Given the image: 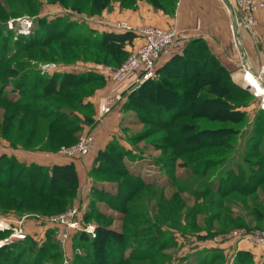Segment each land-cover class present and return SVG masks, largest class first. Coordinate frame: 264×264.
<instances>
[{
	"label": "rangeland",
	"instance_id": "rangeland-1",
	"mask_svg": "<svg viewBox=\"0 0 264 264\" xmlns=\"http://www.w3.org/2000/svg\"><path fill=\"white\" fill-rule=\"evenodd\" d=\"M97 14L100 12L89 15L83 11L66 8L58 2L43 1L38 7L36 16L23 15L20 17L32 19L33 25L34 17L53 18L54 22L49 26L51 32L59 29L58 24L61 23L55 20H60L62 17L65 20L64 23L67 21L71 23V28L67 27L68 31L66 29L63 32L79 34L84 31L83 22L79 19L89 23V20L96 18L94 16ZM11 19L9 18L5 23L6 31L11 30L15 35L30 33V29L28 34L19 32L20 21L13 22L12 27H9L8 22ZM74 24L77 26L72 28ZM2 26L3 24L1 28ZM59 43L54 40L50 45H59ZM64 43L66 48L71 45L70 41ZM132 49L133 47L129 51H124L123 61ZM13 51H17L16 47L11 48V52ZM6 53L4 51L1 57H6ZM30 55L27 58V54L22 51L18 59H29L28 61L32 63L22 61L23 66L20 67L12 62L9 65L6 64V69L13 67L16 71H22L25 67L36 68L41 74L49 76L54 72H68L72 69H77L76 71L81 73L86 67L87 70L103 78L102 74L88 67H95L99 64L117 67L105 62L71 58L68 54L64 57L57 53L52 55L48 46L33 48ZM82 68L84 70H81ZM92 79L94 78H88L87 81ZM89 81L87 82L89 84L82 83L74 89L80 93L86 91L84 87L89 89L93 87V84H97L95 86L97 89L104 83L103 79L98 82ZM169 81L167 82L176 91L182 88L181 80L175 78ZM184 87L187 85H183ZM7 90H10V87L4 88L3 93L11 98L18 97L16 93ZM133 91H130L132 93L129 97V92L126 93L123 104L137 99L138 95H132L136 90ZM163 99L161 104H156L143 98L144 105L138 106L136 111L125 108L126 112L120 121L118 134L113 138L111 148L106 152L107 156L104 155L94 169L95 191L90 192L84 211L90 209L91 201L94 199H101L96 200L95 204L99 205L102 210L91 208L93 214H90V220L84 223L92 224L94 228L104 227L106 231L113 232L108 235L109 240L100 254L104 256L107 264H204L203 262L206 264H264V247L234 234V229L246 230V234L256 232L253 230L264 229V226L262 228L256 226L257 220L254 212L250 210V203L243 201V196L237 192L228 191L220 194L215 188L221 180L226 178V171L229 168L234 170L237 163L251 173L254 170L247 167L246 161H264L260 156V153L264 154V113H260L259 98L248 90L247 94L240 93L239 97L234 98V101L240 104L236 108L242 113L238 116L241 119L240 124L207 117H187L183 115V111L187 108L181 110L179 106L180 110L177 111V105L171 103L168 96L164 95ZM73 104L68 107V110L74 115L76 110ZM24 111L30 113V116L35 112L33 108L24 110L17 104L0 99V147L9 151L38 150L58 152L64 155L59 152L62 147L72 145L83 135L92 134L89 132L79 135L71 143H64V140L57 138H46V131L44 134H40L39 131L34 132L29 139H26V134L17 131L19 116ZM50 111L52 115L59 113ZM207 114L222 115L221 111L215 107L207 110ZM13 116L16 117L12 119ZM42 121L46 124L44 120ZM96 121L98 120L93 119L90 123L95 124ZM68 125L73 126L75 123ZM227 126L234 129L231 135H226V131L223 130ZM194 133H197L196 136L193 135ZM185 138L191 139L189 143L186 140H180ZM256 139L259 141L257 146ZM3 154L8 156L7 153ZM85 154L68 157L74 158ZM108 166L110 168L120 167V170L111 172L107 170ZM234 178L237 177L234 176ZM99 186L106 192L100 193ZM58 187L63 189V184H59ZM54 197L61 199L65 197V194L55 192ZM210 199H213L215 203H212ZM260 199L263 200L264 196ZM218 201L223 206L216 208ZM72 206L78 207L81 217L83 209L71 202L63 211L61 210L64 208L60 209L61 205H57L55 209L50 207L42 211V213H50L49 215L28 216L25 214L21 216L13 210L6 213L0 212V220L9 225L21 223L23 232L31 235L38 243L34 251L39 250L45 243L46 247L50 248L49 251L53 252V243L48 244L47 242L57 239L61 244L58 237H61L64 226L49 223L45 217L59 215ZM206 206L207 209L204 210ZM208 209L209 216H211L209 222L205 214ZM213 213L216 215L213 216ZM226 216L229 221H226ZM245 223L250 227L245 226ZM205 227H209L211 233H206ZM216 230L219 232H215ZM229 234L232 236L229 237ZM68 237L67 241H64L65 249H62L63 258L54 255L53 259H49L47 256L48 258H45L41 264H72L74 246L71 234ZM75 245V250L79 255L76 258L77 263L79 260H84L86 263L83 264H87L90 257L93 259L95 248L89 239L78 240ZM32 247L30 245V248ZM249 250L252 253H248ZM116 256H122V259L118 261ZM196 258L202 260V263L196 261Z\"/></svg>",
	"mask_w": 264,
	"mask_h": 264
},
{
	"label": "trees",
	"instance_id": "trees-1",
	"mask_svg": "<svg viewBox=\"0 0 264 264\" xmlns=\"http://www.w3.org/2000/svg\"><path fill=\"white\" fill-rule=\"evenodd\" d=\"M43 1L46 3L58 2L66 8H73L76 11H83L91 15L108 8L114 1L119 2L121 7L133 8L135 7L136 0L0 1V50H2V52H0V72H2L0 73V99L8 103L17 104L24 110L32 108L35 110L32 116H30V113L27 111H24L18 119L17 131L18 133L26 134V139H29L31 137L30 135L34 132L39 131L41 132L40 134H44L46 131V138H57L59 140H64V143H71L77 137L80 124L76 113L74 112V115L70 114L68 107H71L74 103L73 106H75V110L78 109L79 105L82 103L83 97L91 94L97 84L92 83L93 87L89 89L84 87L86 91L80 93L76 91L74 87H78L82 83L89 84L87 83L89 81H87L88 78H94L89 82H98L102 80V77L93 72H54L49 76H45L36 68L25 67L22 71H16L13 67L6 69V64L9 65L15 62L17 66L21 67L23 66V62L32 63V61H28L29 59H18L19 53L23 51L27 54L28 58L31 56L30 51L33 48L48 46L52 55L57 53L64 57V55L68 54L71 58L105 62L118 66L123 61L122 58L125 54L123 46L125 42L134 37V33L129 29L122 32H98L84 24H82L84 30L82 33H64L63 30H66L67 27L71 28V23L68 21L64 23L65 20H63L62 17L60 20H55L62 24H58L59 29L55 30V32H51L49 29L54 19H45L44 17H34V25L32 31L28 35H15L13 31L5 30L7 26L5 23L9 18H16L23 15L36 16L38 7L42 5ZM146 1L171 15L174 12L177 0ZM2 24L3 28H1ZM76 26L77 24H74L72 28ZM49 34L51 35L48 36ZM54 40L60 42L59 45H50ZM66 41H70V47L66 48L64 43ZM13 47H16L17 51L11 52V48ZM58 47L59 51L57 52ZM4 51L7 52V55L6 57H1ZM17 59L19 61L16 63ZM157 71V78L145 81L135 89L136 91L134 90L135 92L133 91L134 93L132 95H138V97L135 100H130L128 103L123 104V106H125L124 110L128 108L136 111L138 106L144 105L142 101L143 98L149 102L161 104V101L164 100V95H166L171 103L177 105V111L180 110L178 108L179 106H181V110L187 108L186 111H183V115L187 117L198 116L222 119L232 124L241 123V119L238 116L242 113L236 110L240 104L235 102L234 98L239 97L240 93H242V95L247 94V89L232 80L230 71L220 64L210 53L206 44L201 39L189 40L180 54L175 53L170 56L165 63L158 67ZM12 75L14 76L12 77ZM175 78L181 80L183 85H187V87L183 88L182 85L179 91L173 89L171 84L167 81ZM7 87H10V90L7 91L16 93L18 97L11 98L9 95L4 94L3 90L4 88L7 89ZM131 93L132 92H129L128 97L131 96ZM47 97H49V99H47ZM213 107L220 110L222 115H206L207 110ZM50 110L59 113L52 115ZM196 110L199 111L196 112ZM260 113H264V111L261 110ZM15 117L16 116H13L12 119ZM63 117H65V119H62ZM42 120H44L46 124H43ZM72 122L75 123V125H68ZM223 130L226 131V135H231L234 129L231 126H227ZM196 134L197 133H194L193 135L196 136ZM112 140L108 142L103 150L98 152L95 158V164L89 171V175L92 179L90 192L95 191L94 189L96 186L93 176L94 169L97 167L98 161L102 160L104 155L107 156L106 152L111 148ZM180 140H186V142L189 143L191 139L185 138ZM256 140L257 146L259 141L258 139ZM260 156L264 159V154L260 153ZM246 164L247 167L254 170V172L250 173L246 171L244 166L237 163L234 170L229 168L226 171V178L223 181L221 180L219 185L215 188L220 194H225L229 191L237 192L242 195V200L250 203V210L254 212L257 220L256 226L262 228L264 226V199L261 200L260 197L264 196V161H246ZM109 168L110 166H108L107 170H111V172L113 170H120V167ZM234 176L237 178H234ZM61 183L63 184V189L58 187ZM57 187L59 189H57ZM99 187L100 193L106 192L104 188L101 186ZM76 191L77 179L72 165H53L51 167L40 166L34 163L27 165L20 162L13 155L7 156L3 153L0 154V212L6 213L13 210L15 212L17 211L21 216L25 214L28 216L49 215L50 213H42V211L50 208L51 205H53L51 207L53 209H55L57 205H61L60 209L64 208L61 211L65 210L73 201ZM55 192L56 194L64 192L65 197L61 199L55 198ZM96 200L101 199L92 200V203H89L90 209L82 212L83 221L86 222L90 220V214H93L91 208L98 209V211L102 210L99 205L95 204ZM210 200L212 203H215L213 199ZM221 206H223V204L219 201L217 205H215L216 208ZM206 209L207 206L204 210ZM208 212L209 209L205 213L207 217L206 220L210 221L211 216H209ZM215 215L213 213V216ZM226 221H229L227 216ZM221 225L222 224H220V226ZM244 225L250 227L247 223ZM204 229H206V233H211L209 227H205ZM106 230L107 229L104 227L97 226L94 228L95 235L93 236L82 230L73 233L71 237L74 246L72 248V264L86 263L84 260H79L77 263L76 258H78L79 255H77V251L75 250L77 241L84 240L85 238L89 239L95 248L93 259L90 257L91 261L88 259L87 264H107L104 256L100 254V251L103 250V246L109 240L108 235L112 232ZM215 232L219 231L216 230ZM9 233L10 229L0 230V239L6 237ZM47 243H53V252L49 251L50 248H48V246L46 247L45 243L43 245L40 244L43 247L39 246L40 249L34 251L38 243L31 235H26L25 238L21 240L3 244L0 246V264H41L45 258H48L47 256H49V259H53L55 256L63 258L62 248L57 239H55V241H48ZM30 245L33 247L30 248ZM97 251H99V253H97ZM116 259L119 261L122 259V256H116ZM197 260L196 258V261ZM198 262L202 263V260H198ZM203 263L206 264V262Z\"/></svg>",
	"mask_w": 264,
	"mask_h": 264
},
{
	"label": "crops",
	"instance_id": "crops-1",
	"mask_svg": "<svg viewBox=\"0 0 264 264\" xmlns=\"http://www.w3.org/2000/svg\"><path fill=\"white\" fill-rule=\"evenodd\" d=\"M254 15L256 24L247 28L237 22L235 23L236 20L239 21L241 15L236 10L235 5L228 4L227 0H177L171 15L154 7L146 0H136L133 8L121 7L119 2L114 1L108 8L94 16L96 18L89 20V23H85L82 19L79 20L98 32H122L124 30L113 27V23L120 21H126L130 27L142 25L175 26L184 46L191 39H201L210 53L230 71L232 80L243 87L241 78L244 70L241 64L247 62L249 68L255 73L264 64V8L256 11ZM133 33L134 37L125 42L124 50L129 51L141 43L142 38L137 33ZM168 58L162 57L158 62V67L165 63ZM84 68L85 71L82 72H92L86 67ZM76 70L72 69L68 72L78 73ZM102 79L104 83L94 89L91 94L85 95L82 103L75 111L80 124L77 137L91 132L95 138V146L92 151L71 158L58 152L26 151L23 149L9 151L0 147V153L12 154L20 162L27 165L32 163L49 167L72 165L77 179V191L72 203L81 207L83 211L89 201L92 186L89 171L94 165L96 154L103 150L108 142L118 134L120 121L126 112L123 106L126 93L114 94V81L107 77ZM250 81L252 85L256 84L254 81ZM108 97H114V101L109 112L100 117L99 105L103 99ZM93 119L98 121L91 124ZM251 251L249 250L248 253Z\"/></svg>",
	"mask_w": 264,
	"mask_h": 264
},
{
	"label": "built area",
	"instance_id": "built-area-1",
	"mask_svg": "<svg viewBox=\"0 0 264 264\" xmlns=\"http://www.w3.org/2000/svg\"><path fill=\"white\" fill-rule=\"evenodd\" d=\"M228 4L235 5L236 10L240 13L239 23L247 28H251L256 24L255 12L264 8V0H227ZM19 22V32L26 34L32 30V19L26 17H16L9 20V27H12L13 22ZM115 29L132 30L137 33L142 41L129 52L127 58L117 67L99 64L92 68V70L102 74L114 81V91L116 95L125 92L128 93L137 89L142 83L147 80L155 79L158 76V62L162 57H170L175 53H180L184 47V42L180 40L179 32L175 26H154L142 25L139 27H130L126 21L116 22L113 25ZM233 29V27H232ZM244 72L242 77V84L245 89L253 93L255 97L259 98V109L264 111V92L254 93L253 85L247 82L246 76L248 71L251 72L255 79L264 90V64H262L257 73L253 72L247 62L241 64ZM114 101V97L103 99L99 105V116L102 117L109 112L110 106ZM95 146V138L92 134H86L78 138L77 142L70 146L62 147L59 152L73 156L76 154H85L93 150ZM47 222L63 225L64 230L61 231V237H58L62 249H65L64 241L69 238L68 235L76 231H85L94 234V226L85 224L82 216H79V209L77 206H72L59 215L45 217ZM3 223H5L3 225ZM10 229V233L0 239V246L8 244L15 240L24 239L26 234L23 232L21 223L17 225H9L7 222L0 220V230ZM234 234H237L241 239H250L257 244L264 247V229L253 230L256 231L251 234H246V230L234 229ZM60 231V230H59ZM72 232V233H71ZM59 233V232H58ZM233 234V232H232ZM232 235L229 234V237ZM69 241V240H68Z\"/></svg>",
	"mask_w": 264,
	"mask_h": 264
},
{
	"label": "bare ground",
	"instance_id": "bare-ground-1",
	"mask_svg": "<svg viewBox=\"0 0 264 264\" xmlns=\"http://www.w3.org/2000/svg\"><path fill=\"white\" fill-rule=\"evenodd\" d=\"M249 78H251V79H249ZM245 79L248 80L247 82H249L250 84H251V81H250V80H252V81H254V82L256 83L255 85L252 86V87H254V88L252 89V91H253L254 93H255V92H256V93H259L260 91H262V93L264 92L263 88H262L260 85H258L257 80L255 79L254 75H253L251 72L248 71L247 76H246Z\"/></svg>",
	"mask_w": 264,
	"mask_h": 264
}]
</instances>
